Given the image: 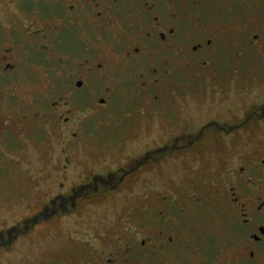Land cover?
Here are the masks:
<instances>
[{"label": "flooded vegetation", "instance_id": "af4514ba", "mask_svg": "<svg viewBox=\"0 0 264 264\" xmlns=\"http://www.w3.org/2000/svg\"><path fill=\"white\" fill-rule=\"evenodd\" d=\"M27 71L40 87L0 106V149H39L20 202L41 220L0 253L22 244L28 264H264V104L253 103L264 0H0V80ZM47 86L54 99L40 101ZM145 141L163 147L126 165L118 185L65 182L134 162ZM54 193L64 207L49 218ZM197 246L201 260L189 257Z\"/></svg>", "mask_w": 264, "mask_h": 264}, {"label": "rangeland", "instance_id": "374dc122", "mask_svg": "<svg viewBox=\"0 0 264 264\" xmlns=\"http://www.w3.org/2000/svg\"><path fill=\"white\" fill-rule=\"evenodd\" d=\"M39 81L40 77L38 74L31 71L15 73L13 82H11L9 86L5 85V80H0L1 109H5V105H7L9 101H18L22 103L23 98L28 96L29 90L32 87L39 85ZM8 88H10V91L14 93L12 97H8L6 94ZM46 90V96L41 95L39 99L40 101L46 102L54 99L53 95L56 93V90L51 86H47ZM37 94V92L34 93V95ZM31 98L32 97L29 96L27 101L29 102V107L34 106ZM99 120L100 118L98 116L95 117L93 121L94 124L91 127V135H93L96 139H100L101 137L107 135L106 129H103ZM105 138L108 139L107 137ZM141 140L144 141L145 138H142ZM0 145L3 146L4 143L0 142ZM126 150H131L132 152L135 149ZM38 156H41L39 149H0V196L3 197L4 201L2 207H0V211L11 213L12 216H15L17 213L24 212L23 203L20 202V200L24 199V191L21 189V184L28 183V181H25L26 176L24 171H26L25 169L28 167L27 162L29 160H34V158ZM11 218L12 217L10 216L9 219ZM211 225L213 227L211 233L214 235L216 242L221 246L225 245V249H227V246L229 245V242L227 241V238L229 237L227 228L221 223L217 224L213 222ZM202 234L205 235L206 233ZM204 241V239H201L199 245L202 242V245H204ZM198 247L200 246L194 247L193 250L189 252L190 258H197L201 260L204 257L205 251L198 249ZM23 248L24 246H22V244H16L12 250L4 253L1 252L0 264H28V261H26L28 259H26L25 254L23 255Z\"/></svg>", "mask_w": 264, "mask_h": 264}, {"label": "snow or ice", "instance_id": "6c2138e0", "mask_svg": "<svg viewBox=\"0 0 264 264\" xmlns=\"http://www.w3.org/2000/svg\"><path fill=\"white\" fill-rule=\"evenodd\" d=\"M261 103L264 104V90L261 91L259 100L253 101V103ZM251 119V117H249ZM156 147H163L162 145L158 143H154L152 141H145L139 150V154L137 158H134V162L128 163L127 160H122L120 157H117L115 159L116 165L119 166V169L117 167L112 166V161H108L106 164H102L96 171H91L88 168H85L83 171H75L71 176L65 177V182L69 184L74 183H84V184H90L91 181L88 179H80L81 177H84L85 174L87 176H93L95 175L97 179H102L107 177V179L104 180L105 183H114L119 184V182L123 179L124 173L122 169L127 165L129 167L138 168L140 165L146 162L148 159V156L144 155L145 153H148L150 155H154V148ZM142 157V158H140ZM115 173V175L109 176V173ZM93 188H97L99 190V186L93 184ZM92 190V188H89V192ZM64 192L71 194V188H64ZM79 195V193H77ZM4 201L3 197L0 196V207H2ZM46 205H48L47 208V216L50 218L52 215H59L60 209L64 207V204H57V195L54 193L51 198V203L49 204L48 201H44ZM29 208H32V211L29 213H17L15 216H12L11 213H5L3 211H0V248L6 247L12 244L13 241L17 240L18 235L23 232H28L36 223L40 222L41 217L36 216V213L40 212L41 209L39 207H35L31 204L28 205ZM25 215L30 216H36V220L32 221L31 224H29L27 227L22 225L20 222L24 219ZM12 217L9 219V217ZM16 225V226H14ZM10 229V230H9ZM7 237V239H5Z\"/></svg>", "mask_w": 264, "mask_h": 264}]
</instances>
